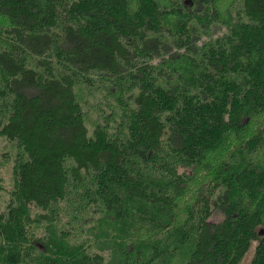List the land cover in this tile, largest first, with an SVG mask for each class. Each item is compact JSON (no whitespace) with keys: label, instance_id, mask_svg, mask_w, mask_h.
Instances as JSON below:
<instances>
[{"label":"trees","instance_id":"obj_1","mask_svg":"<svg viewBox=\"0 0 264 264\" xmlns=\"http://www.w3.org/2000/svg\"><path fill=\"white\" fill-rule=\"evenodd\" d=\"M0 139V264H264V0H0Z\"/></svg>","mask_w":264,"mask_h":264},{"label":"rangeland","instance_id":"obj_2","mask_svg":"<svg viewBox=\"0 0 264 264\" xmlns=\"http://www.w3.org/2000/svg\"><path fill=\"white\" fill-rule=\"evenodd\" d=\"M224 28L222 27L221 31H223ZM9 144L5 143V141L0 139V151L3 150H8ZM11 158L7 157L6 155H0V177H1V183L3 185L2 190H0V209H2L6 201L8 200V189L11 187ZM218 219V216L214 215L212 217V220ZM254 246L255 244L252 243V245L249 247L247 252L243 255L241 260L239 261L238 264H249V261L253 255L254 252Z\"/></svg>","mask_w":264,"mask_h":264},{"label":"bare ground","instance_id":"obj_3","mask_svg":"<svg viewBox=\"0 0 264 264\" xmlns=\"http://www.w3.org/2000/svg\"><path fill=\"white\" fill-rule=\"evenodd\" d=\"M256 115H257V114H256ZM174 173H175V172H174ZM178 197H179V196H178ZM178 197H177V200H178ZM192 198H193V197H192ZM179 199H180V198H179ZM87 200H88V199H87ZM89 200H90V199H89ZM177 200H176V201H177ZM184 200H185V199H184ZM179 201L181 202V200H179ZM179 201H178V202H179ZM182 201H183V200H182ZM190 201H191V200H190ZM186 202H187V201H186ZM182 203H183V202H182ZM93 204H94V203H93ZM177 204H178V203H177ZM179 207H180V206H179ZM184 208H185V207H184ZM174 210H175V209H174ZM177 210H178V209H177ZM177 210H176V212H177ZM182 210H183V209H182ZM177 213H178V212H177ZM177 213H176V214H177ZM112 220H113V219H112ZM121 232H122V231H121ZM122 233H123V232H122ZM123 234H124V233H123ZM160 234H161V232H160ZM111 237H112V236H111ZM162 237H163V236H162ZM155 238H156V237H155ZM110 240H111V238H110ZM112 240H113V239H112ZM114 240H115V239H114ZM152 240H154V238H153ZM152 240H151L150 243H152ZM119 241H120V240H119ZM150 243H149V244H150ZM164 243H165V242H164ZM116 244H117V243H116ZM153 244H154V243H153ZM155 244H156V243H155ZM147 246H149V245L147 244ZM142 247H143V246H142ZM155 255H156V254H155ZM153 256H154V255H153ZM109 263H110V262H109Z\"/></svg>","mask_w":264,"mask_h":264},{"label":"water","instance_id":"obj_4","mask_svg":"<svg viewBox=\"0 0 264 264\" xmlns=\"http://www.w3.org/2000/svg\"><path fill=\"white\" fill-rule=\"evenodd\" d=\"M263 231H264L263 229L260 230V232H263Z\"/></svg>","mask_w":264,"mask_h":264}]
</instances>
